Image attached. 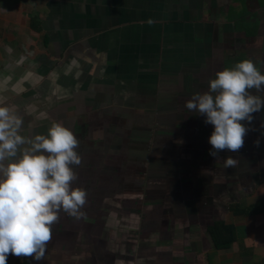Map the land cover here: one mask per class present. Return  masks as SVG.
I'll return each instance as SVG.
<instances>
[{
  "label": "crops",
  "instance_id": "0c3cea01",
  "mask_svg": "<svg viewBox=\"0 0 264 264\" xmlns=\"http://www.w3.org/2000/svg\"><path fill=\"white\" fill-rule=\"evenodd\" d=\"M244 59L264 74V0H0V97L22 116L20 134L59 122L89 157L73 170L116 166L124 177L143 164L175 188L151 199L168 211H125L119 247L52 235L43 260L9 254L6 264H264V109L242 122L241 149L213 157V126L184 107ZM32 118L44 120L35 132ZM229 156L238 163L225 168ZM216 222L234 227L229 247L215 246Z\"/></svg>",
  "mask_w": 264,
  "mask_h": 264
},
{
  "label": "clouds",
  "instance_id": "9594fccd",
  "mask_svg": "<svg viewBox=\"0 0 264 264\" xmlns=\"http://www.w3.org/2000/svg\"><path fill=\"white\" fill-rule=\"evenodd\" d=\"M208 85L207 92L194 94L184 107L213 126L209 155L237 152L250 130L242 122L250 124L252 114L264 109V99L251 91L264 92V74L244 59L217 72ZM22 125V116L0 97V264H6L9 254L43 260L61 211L78 219L87 198L86 190L73 187V166L81 163L74 133L53 122L46 135L26 137L20 134ZM237 163L224 158L225 168Z\"/></svg>",
  "mask_w": 264,
  "mask_h": 264
},
{
  "label": "rangeland",
  "instance_id": "374dc122",
  "mask_svg": "<svg viewBox=\"0 0 264 264\" xmlns=\"http://www.w3.org/2000/svg\"><path fill=\"white\" fill-rule=\"evenodd\" d=\"M242 2L245 3L246 0H242ZM246 11H247V6L246 7L244 6V13H246ZM27 119L30 120L31 118H25V120ZM32 119H33V124L31 123L32 126L30 127L28 126L27 128H25V130L28 129V131L31 130L34 131L40 128L42 124H44V120L41 121L39 119L40 122H38L37 121L38 118H32ZM27 125H30V123ZM24 127L26 126L24 125ZM25 130L23 131V133H25ZM43 130H45L43 134L46 135L47 134L46 131L48 129L46 127H43ZM132 160H134V162L138 164L130 163L131 165L142 164L141 162H139V158L137 157V155H133ZM146 166L143 167L142 164V166L138 167L139 169L137 170H136L137 166H133L134 170L130 169L129 170L130 173H127L126 171L125 173L126 176L124 177H121L123 174L119 173L116 166L113 167L115 171L111 175L108 167H106L105 165L99 167L98 170L91 169L90 171H86V169H82V168H80L79 170L78 167H75V169H77L74 170L77 179L73 182V187H81L87 192L86 204L81 209L83 215L77 219L61 211L58 222L53 225L52 235L53 236L61 235L60 238L62 240L59 241L62 242L63 240H66L68 241L67 244L70 243L71 241L72 242L84 241L83 243L89 245L88 243L93 242L97 239L100 242H106V243L114 241V248L119 247L118 245L119 242L117 241H122L125 238V236L123 237V232L121 231V229H118L117 226H119V223L121 224L122 219L125 220V218H123V216H125L126 214L125 211H131L134 209L137 210L136 205L140 207V210L149 209V208L156 209L159 207L157 206L158 204H160L161 207L160 209L165 211L169 210L168 201L159 203L158 201L155 202V200H151V199H154L153 197L155 196L158 198V195L162 196V194L164 193H167L168 195L169 189L172 188L175 189L174 186L168 187L166 182L163 183L162 181H159L160 179H162V177L161 178L159 177L160 178L159 179V178H154V176L153 178L148 176L151 170L149 171L147 169L144 172L142 171ZM104 175H106V178L112 177L113 180L112 181L107 179L104 180L103 179ZM113 177L115 178L119 177L120 180L118 181V179H115ZM144 179L147 185H143ZM150 179H155L156 181ZM154 183H156V185ZM102 188H106V190H103V192L105 191V194L102 193L100 190H98ZM177 189L182 191L184 188L177 187ZM90 191L92 192L90 193ZM182 192L184 193L185 190H183ZM122 195L124 197H126L127 195V197H129L130 200L141 199L138 198V195H145L147 197L145 200L146 202H143L142 200H140L139 202L130 201L128 203L126 202L125 205H120L119 201H122V197H121ZM98 196H104V197L98 198ZM95 197H97L98 199ZM153 201L155 204L153 203ZM94 203H97L99 207H101L100 210H98L99 208L98 206H95L97 204ZM101 210L104 211V215L97 217L98 214H100L99 211ZM127 215L128 213L126 214V216ZM139 215H140V221L141 220L143 221L144 216L148 217V215L144 212H140ZM145 219L148 220V218ZM133 220L137 221V217L133 218ZM97 224L99 226H97ZM108 225L109 226L111 225V227L113 228V229L111 227L107 228L108 230L111 229L113 234L111 232L106 231V227ZM128 240H130V238ZM83 243L82 246L85 247L84 249H86L87 245ZM114 250H118V249H114Z\"/></svg>",
  "mask_w": 264,
  "mask_h": 264
},
{
  "label": "trees",
  "instance_id": "16d2710c",
  "mask_svg": "<svg viewBox=\"0 0 264 264\" xmlns=\"http://www.w3.org/2000/svg\"><path fill=\"white\" fill-rule=\"evenodd\" d=\"M85 155L86 156H82V161H81V165L82 166L84 164L85 165H89V163H90L89 160H88V162L86 161V159L89 158V157H87V154H85ZM92 167H94V166H91V167H88V168H85L84 167V169H89V170H86V171H90L91 169H93ZM109 172H110V175L113 174L112 173L113 172L112 170H109ZM128 172L130 173V171H128ZM104 178L106 179V175H104ZM110 178H112V177H110ZM113 178H115V177H113ZM117 179H119V178H117ZM98 190H100L102 193L105 194V191L103 192V190H106V188H102V189H98ZM91 192L92 191H90V193ZM102 193H101V195H102ZM101 197H104V196H98V198H101ZM95 198H97V197H95ZM94 204H97V203H94ZM95 206H98L99 207L98 204L95 205ZM100 208L101 207H99L98 210H100ZM149 209H152V208H149ZM137 210H139V209H137ZM99 212H100V214H98L97 217H100L101 215H104V211L101 210ZM148 216L149 217L146 216V218H148V220L145 221L147 223L148 222H152L153 223L154 220L157 219V216H151V214H148ZM209 231L211 233V238H212V240H213V242H214V244H215V246L217 248H219V249L220 248H226V247H229L233 243V240H234V227L233 226L226 225V224H224L222 222H216V223H214L213 226L209 227Z\"/></svg>",
  "mask_w": 264,
  "mask_h": 264
}]
</instances>
